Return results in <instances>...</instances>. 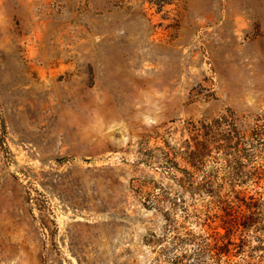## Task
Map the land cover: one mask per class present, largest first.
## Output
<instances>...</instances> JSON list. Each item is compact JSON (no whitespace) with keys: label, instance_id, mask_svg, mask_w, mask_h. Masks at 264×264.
Returning <instances> with one entry per match:
<instances>
[{"label":"rangeland","instance_id":"rangeland-1","mask_svg":"<svg viewBox=\"0 0 264 264\" xmlns=\"http://www.w3.org/2000/svg\"><path fill=\"white\" fill-rule=\"evenodd\" d=\"M260 117L264 0H0V264H196L174 197L201 264H264V139L188 174Z\"/></svg>","mask_w":264,"mask_h":264},{"label":"trees","instance_id":"trees-1","mask_svg":"<svg viewBox=\"0 0 264 264\" xmlns=\"http://www.w3.org/2000/svg\"><path fill=\"white\" fill-rule=\"evenodd\" d=\"M216 129L212 125H207L197 128L195 132V137L193 139V150L188 155V162L193 171L189 172L188 174L190 175V185L196 191L202 190L203 188H205V186H210L209 172L206 171V166L208 165L210 160L215 162L220 160L223 156H228V159L231 156H236L242 151V147L240 145V142L242 140L247 141L251 139L260 141L261 139H264V118L260 117L256 121L254 126L248 131L249 134H247V132L239 131V129L235 126H232L229 131L225 133L216 132ZM214 154H216L217 156H215ZM199 176H202L203 183H200L196 187V180ZM208 193L212 194V192ZM162 196L164 197L165 195ZM211 197L214 196L211 195ZM147 198L150 199L151 197ZM155 199L159 200V198L157 197ZM158 200L156 202H159ZM151 201L152 199L148 200V203H150ZM177 210L182 211L187 216V218L192 217L194 220L202 219V217L199 216L200 213L194 212L193 216L190 215V210L187 206H185V201H183V198L174 197L172 201V208L166 215V220L168 223V230L173 233L172 240L175 247L185 243H189L193 247H195L193 249L192 259H195L193 262H196V264L202 263L201 259L203 255H205V253L210 254V259L214 261L217 260V258H220L219 260L221 261V257L223 255L229 254V248H227L225 245H219L222 238L219 233L214 232L209 237L203 238V236L196 235L191 230L185 227H179L178 221L173 217L174 212ZM206 217L207 219H205L204 221H206L207 223H205L203 227L207 226L208 228H210L211 226L208 225V221L211 220V218L207 215ZM230 227L231 229H233L232 224L230 225ZM180 228H182V230H180ZM210 239H213L215 241L214 245L210 243ZM201 241H204L203 244ZM229 245H231V243H229ZM213 252L214 255H212ZM177 264H180V262L177 261Z\"/></svg>","mask_w":264,"mask_h":264}]
</instances>
